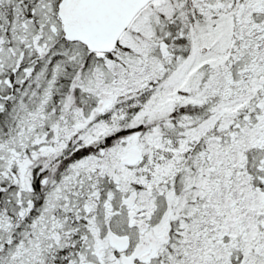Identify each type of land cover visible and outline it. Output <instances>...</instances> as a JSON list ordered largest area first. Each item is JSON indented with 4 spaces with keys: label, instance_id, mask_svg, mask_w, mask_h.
I'll return each instance as SVG.
<instances>
[{
    "label": "snow or ice",
    "instance_id": "snow-or-ice-1",
    "mask_svg": "<svg viewBox=\"0 0 264 264\" xmlns=\"http://www.w3.org/2000/svg\"><path fill=\"white\" fill-rule=\"evenodd\" d=\"M0 264H264V0H0Z\"/></svg>",
    "mask_w": 264,
    "mask_h": 264
}]
</instances>
